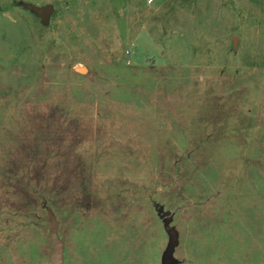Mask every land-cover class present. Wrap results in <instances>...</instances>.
<instances>
[{
    "label": "rangeland",
    "instance_id": "rangeland-1",
    "mask_svg": "<svg viewBox=\"0 0 264 264\" xmlns=\"http://www.w3.org/2000/svg\"><path fill=\"white\" fill-rule=\"evenodd\" d=\"M48 210L64 264H160L159 212L176 264H264V0H0V264Z\"/></svg>",
    "mask_w": 264,
    "mask_h": 264
},
{
    "label": "water",
    "instance_id": "water-1",
    "mask_svg": "<svg viewBox=\"0 0 264 264\" xmlns=\"http://www.w3.org/2000/svg\"><path fill=\"white\" fill-rule=\"evenodd\" d=\"M23 7L33 12L43 25H48L52 14L54 13V5L49 3L44 6H39L31 3L23 4ZM80 68L78 71H82ZM163 222V229L167 235L168 241L164 251L161 254L160 264H176L173 252L178 243V234L176 229L170 225L171 217L169 212H159ZM46 224L44 229L47 231V236L51 245L48 253L49 264H64L63 241L58 234V221L51 210H48L44 217Z\"/></svg>",
    "mask_w": 264,
    "mask_h": 264
},
{
    "label": "built area",
    "instance_id": "built-area-1",
    "mask_svg": "<svg viewBox=\"0 0 264 264\" xmlns=\"http://www.w3.org/2000/svg\"><path fill=\"white\" fill-rule=\"evenodd\" d=\"M153 0H148V3H151Z\"/></svg>",
    "mask_w": 264,
    "mask_h": 264
}]
</instances>
